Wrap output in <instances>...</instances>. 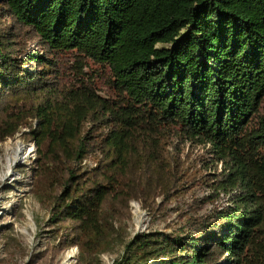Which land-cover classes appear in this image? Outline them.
Returning a JSON list of instances; mask_svg holds the SVG:
<instances>
[{
  "label": "trees",
  "instance_id": "obj_1",
  "mask_svg": "<svg viewBox=\"0 0 264 264\" xmlns=\"http://www.w3.org/2000/svg\"><path fill=\"white\" fill-rule=\"evenodd\" d=\"M0 3V141L31 127L34 176L59 186L51 222L72 245L98 253L106 213L177 187L173 133L211 145L224 164L213 187L231 204L187 233L137 237L118 264H264V0ZM22 30L43 52L23 49ZM67 52L108 67L117 99L65 81ZM89 123L106 126L99 142ZM96 150L98 167L80 171Z\"/></svg>",
  "mask_w": 264,
  "mask_h": 264
},
{
  "label": "rangeland",
  "instance_id": "obj_2",
  "mask_svg": "<svg viewBox=\"0 0 264 264\" xmlns=\"http://www.w3.org/2000/svg\"><path fill=\"white\" fill-rule=\"evenodd\" d=\"M0 6L4 7L3 3ZM19 33L24 50L28 53L43 52L44 48L33 32L22 30ZM58 58L59 65H65L60 67L65 81H88L100 96L117 99L108 67L86 57L78 61L75 52L59 54ZM70 66L75 67L74 71H71ZM88 125L91 129L94 127V142H99L107 131L106 126L101 123ZM30 130V126L23 127L15 136L0 141V264H63L72 250L74 255L70 264H118L127 256L134 261L135 254L131 253L129 244L137 237L158 232L187 233L198 223L211 218L216 211L231 204L229 194L213 187L217 179L222 177L224 164L215 158L211 145L197 144L170 133L165 138L164 146L168 155L177 161L171 168L179 181L177 187L167 196L159 190L145 207L142 201L131 199V214L128 217L118 218L106 213L105 235L99 252H82L80 246L72 245V234L68 236L72 228L51 222L55 196L59 192H56L59 186L54 184L53 178L50 175L35 178L33 170L36 168V160L32 157L19 161L14 172H8V144L31 143ZM102 156L100 150L93 151L77 168L82 172L95 169ZM134 203L141 207V219L135 211ZM29 215L35 226L27 224L30 221ZM22 227L28 232H24ZM137 253L140 254V251ZM150 264H156V261Z\"/></svg>",
  "mask_w": 264,
  "mask_h": 264
},
{
  "label": "bare ground",
  "instance_id": "obj_3",
  "mask_svg": "<svg viewBox=\"0 0 264 264\" xmlns=\"http://www.w3.org/2000/svg\"><path fill=\"white\" fill-rule=\"evenodd\" d=\"M19 151L21 152V155L19 154ZM22 151H24V152H22ZM28 151H29V153L32 151V146H28V147L25 146V149L22 150V146L18 142L16 144H12V142L8 144V146H7V167H8L9 174L14 172V167L17 165V163L19 161L20 162L24 161V159L26 157H28V154H29V153L27 154ZM134 205H135V211H136L139 219H141L142 218L141 207L137 203H134ZM29 217H30V221L27 224L30 226H35L30 215H29ZM22 230L26 233L28 232L25 229V227H22ZM73 255H74V250H72L68 253L67 257L63 261V264H70L69 261H70V259L72 260Z\"/></svg>",
  "mask_w": 264,
  "mask_h": 264
},
{
  "label": "built area",
  "instance_id": "obj_4",
  "mask_svg": "<svg viewBox=\"0 0 264 264\" xmlns=\"http://www.w3.org/2000/svg\"><path fill=\"white\" fill-rule=\"evenodd\" d=\"M20 145L22 146V150H24L25 149V146L27 145V146H32V151L29 153V151L27 152V154H28V157H26L25 159H28L29 157H32V159L34 160L35 158H36V152H37V149H36V144H35V142H31V143H29V144H25V143H20ZM23 152V151H22ZM24 159V160H25Z\"/></svg>",
  "mask_w": 264,
  "mask_h": 264
}]
</instances>
